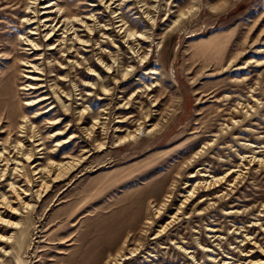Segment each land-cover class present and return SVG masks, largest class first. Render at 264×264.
<instances>
[{
    "label": "rangeland",
    "instance_id": "obj_1",
    "mask_svg": "<svg viewBox=\"0 0 264 264\" xmlns=\"http://www.w3.org/2000/svg\"><path fill=\"white\" fill-rule=\"evenodd\" d=\"M23 1L0 0V143L16 139L25 112L44 137L43 161H80L42 198L32 197L33 189L25 198L31 209L16 215L0 207L4 218L21 221L19 229L0 223V234L13 235L0 240L9 252L0 250V264H87L96 253L102 264L120 256V264H264V0H118L109 7L110 0H40L39 17L52 18L53 26L62 20L58 7L81 17L94 13L96 31L78 26L87 45L62 43L63 28L52 39L51 28L30 36ZM120 14L141 38H124ZM41 97L48 98L33 101ZM122 99L131 102L125 113L117 109ZM96 113L108 134L101 127L92 132ZM131 114L139 121L115 131L118 116ZM139 122V135L122 141ZM71 136L77 137L58 148ZM3 161L0 204L15 199L11 182L25 184L10 173L12 165L2 175ZM200 170L218 180L214 189L196 193L181 220L153 238L187 193L176 191L170 211L153 217L164 195H156L162 184L153 182L166 177L165 189L175 180L183 188ZM135 205L154 218L147 234L143 221L138 228L131 223Z\"/></svg>",
    "mask_w": 264,
    "mask_h": 264
},
{
    "label": "bare ground",
    "instance_id": "obj_2",
    "mask_svg": "<svg viewBox=\"0 0 264 264\" xmlns=\"http://www.w3.org/2000/svg\"><path fill=\"white\" fill-rule=\"evenodd\" d=\"M99 1L101 2L100 4H102V1H104L106 3V0H99ZM116 1H118V0H110L108 7L111 6V2L114 4ZM23 3L25 4L23 22L26 23L27 25L28 24L34 25V28H32L33 25L30 26L31 27L29 29V35L30 36L33 33H37L40 31L46 32L47 30H49L51 28V32L48 34L47 38L52 39L54 36L57 35V32L60 31V28H63L64 34H68V35L63 36V38H62L63 42L62 43H65V42L67 43V40H75V43H82V44L87 45L89 43H85V42H88V40L81 39V37L78 34V26L81 25L83 27V30H86L88 33L96 31V29H98V26H99L95 21V20H97L96 19L97 16L94 13H89L86 16L81 17V16H79V14L72 11V9H69V10L64 9L63 10L60 7H58L55 12H58V14H59L60 18H62V20L57 21L56 24L53 26L51 24V21H53L52 18L43 17V19L41 20V17H39L40 13H39V9H38V4L40 3V0H25V1H23ZM144 3L147 4L146 2H144ZM95 4L97 5V3H95ZM145 4H144V6H145ZM50 5L51 4H48L47 7ZM68 11H70V13ZM47 12H50V11H47ZM31 15H32V17H31ZM121 17L122 18L117 21L120 23L117 26L118 27L120 26L121 30L124 29L123 30L124 38L127 41H131L133 39V37L134 38H137V37L141 38L140 33H139L140 35L138 34V36H137L138 32L131 31L129 29V27H126V23H125L126 21L124 20V17L122 15H121ZM90 20H92V23L88 22ZM58 27H59V30H58ZM41 28H43V30H41ZM102 28H104V27H102ZM102 28H100V29H102ZM23 40L28 41L29 45H31L33 49H37L39 47V43L35 42L34 39H31L28 36L25 37V39H23ZM70 52H71V50L68 51V53H70ZM27 64H28V62H27ZM105 67L107 68L106 70H109V71H112V69H113L112 65H105ZM32 68H33L34 72H37V70L39 69L37 64H35V65L33 64V66H31V69ZM238 68H243V67L240 66ZM130 71L131 70H128V71L125 70L123 76H127ZM155 72H157V71L156 70L152 71V73H155ZM119 83H120L119 81H116V85L117 84L119 85ZM86 86L91 87L90 84H86ZM32 88H33V86L29 89H32ZM103 92L110 94V96H113V95H111L113 91L110 93V89L105 88V90ZM114 93L115 92H113V94ZM54 94L57 95L56 92H54ZM47 98L48 97H41L37 100V102H36V100H33V101H35V103H39L43 100H46ZM104 98H106V96L105 97H99V99H104ZM35 103L29 102L28 105L35 104ZM130 103H131L130 101H125L124 99H122L120 106L117 108L118 111L120 113H125V111H126L125 109H130V107H131ZM102 111L104 112V114L109 113L104 109ZM14 112L16 113V109H15V111L13 109L12 113H14ZM85 113H86V110H84L80 113L81 120L85 119V116H84ZM100 115H101V113H98L97 115H94V117H93L96 121L92 127V132H96L97 131L96 129L98 127H101L103 133L108 134L107 124L105 121H103V122L101 121ZM34 116H36V114ZM151 117L152 116H150L149 112H148L145 115V117L143 118V119H145L143 122L145 123V122L150 121ZM106 118L107 117H105V119ZM59 120L56 121L54 123V125L60 123ZM137 120L139 121V119H137V117L133 114H131L130 116H126V115L118 116V120L116 121V123L118 125L116 126V124H115V126H116L115 131L123 130L124 128H121V127H124L126 124H132L134 121H137ZM143 122H139V124H138L139 126L137 127V129L135 131H132V132L128 131L126 133V135L121 137L120 139L122 141H127L129 139L136 138L140 133L139 130L141 129L140 127L142 126ZM16 124H17V126H16L17 132H18V135H16V139L15 138L12 139L9 136L7 141L0 143L1 144L0 160H4L3 161L4 165H6V169L3 170L6 173L3 172L2 175L7 176V174L11 171V168L9 167V165H12L13 166V168H12L13 172H10V173H12L15 177H18V178L20 177V181H24L25 184L20 185L19 181H17V180L11 182L10 183L11 189H12V191L16 197L14 200H12L8 197H4L2 203L0 204V207H4L5 210H9V212H11L12 214L17 215L19 213L21 214L20 211H22L23 209L29 210L33 207L31 202L27 201L25 199L26 197L32 195L33 189L36 188L34 190L35 194L32 197L36 196V197H38V199L42 198L41 196H44L46 193H48V191L55 184V182L59 181L60 179L64 178L65 176H67L68 173L71 172L72 170H75V167L78 165L80 159H78V158L75 159L74 157H71V158L69 157L66 159L63 158V159H61V161H57V160L56 161L50 160L49 162L43 161L44 151L42 149L45 148V146H44L45 140H44L43 136H39V134H38L39 132H35L32 117L27 116V114L24 112L22 114L21 118L16 121ZM156 124H158V123H156ZM157 127H158V125H154L149 131L156 129ZM11 131H10V133H11ZM92 132H90V134H92ZM62 133H63L62 131L57 132L56 134H54V136H57V135L62 134ZM75 137H77V136H71L70 138H68L66 140H62V141L59 140V143L57 144L58 148L65 146L68 143L72 142L71 139H74ZM87 151H89V150L86 149L83 152L85 153ZM37 153H40V154L42 153V154L37 157V155H38ZM37 158H40V161H38L35 165L33 164V166H31V163H33ZM189 160H191V159H189ZM186 162H185V164H187ZM178 177H179V175H178ZM206 177H207V173L202 174L201 170L198 171L197 173H191V175L189 176V180L186 182V185L183 188H179L178 182L175 180V178H173L175 181L173 180L174 182H172L170 184V186L166 189L164 188L165 185H163L166 182V177L160 178L157 181L153 182V184H155V185L159 184V183L162 184V185H160V188L157 189L156 195L158 197H161V194L162 193L164 194L163 195L164 198H162L163 197L162 196L160 198L159 202L154 203L153 208H156V210L154 212L153 217L160 218L161 215H165L166 213H168L170 211V209L173 207L174 200L177 197V195L175 194L176 191H178L180 189H184L187 192L186 195L182 194V197H184V200L182 201L181 205L177 207V212H175L171 216V220L169 222H167L166 225L164 224V226L161 227L162 229L159 230L153 238L163 237V235H165L168 232L170 227H172L175 223H178L181 220L180 217H182L184 214V208L187 206L186 204L197 197L196 193H198L199 191L210 192V191H212V189H214V181H218V180L213 179V178H212L213 179L212 180V179H209ZM22 178L23 179L25 178V179L23 180ZM192 181H193V183H192ZM178 195H181V194H178ZM222 195H223V193L220 195H216L214 198H220V197H222ZM207 196H209V195H207ZM206 199H207V197L205 199H202V200L205 201ZM12 203H17L18 206L15 207L14 205H12ZM141 203H143V202L139 201L137 206ZM151 204H153V202L149 201L148 206H152ZM149 215L150 214H148V216L145 215L144 211L140 207H137V209L132 211V213H131V223L133 226L138 228V224L140 223V221L141 222L143 221L144 226L140 230V231H142V234H147L148 231L150 230V227L154 223V218L152 216H149ZM144 219L146 221H144ZM0 223L5 224V225L9 226L10 228L11 227L12 228H18L21 225V221L12 222L11 220L4 218L1 214V211H0ZM4 235L0 234V240L1 241H4V240L10 241V239L13 236V235L12 236H4ZM114 242H116V240H112V241L108 242V248H112L114 246L113 245ZM175 242L171 239V244L174 245ZM126 248H128V247H126ZM176 248L181 250V251L183 250V252L185 254L189 253V251L186 248H184L183 245L182 246L179 245ZM0 250L5 255L9 254V252L6 251L3 247H0ZM133 251L138 252V248H134ZM93 255L94 256L91 257V260L89 262H87V264H102V261L105 259L104 258L102 260V257H103L102 254L96 253ZM121 259H122L121 256L119 258H113V259H110L109 262H107L106 264H110V262L112 264H120ZM250 261L251 260H248L247 263ZM240 264H242V262Z\"/></svg>",
    "mask_w": 264,
    "mask_h": 264
}]
</instances>
